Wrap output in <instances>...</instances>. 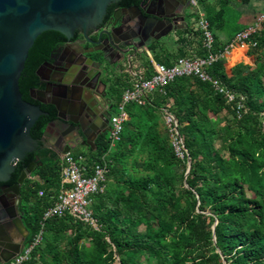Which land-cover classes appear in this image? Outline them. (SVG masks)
<instances>
[{
	"label": "trees",
	"instance_id": "1",
	"mask_svg": "<svg viewBox=\"0 0 264 264\" xmlns=\"http://www.w3.org/2000/svg\"><path fill=\"white\" fill-rule=\"evenodd\" d=\"M207 1L198 0V5ZM218 1L222 8L213 17L215 25L232 0ZM131 4L140 0L111 4L105 19L114 7ZM236 27L235 34L244 28ZM195 34L201 37L199 30ZM214 37V50H222L225 45ZM66 41L54 30L36 38L19 79L24 99L35 102L30 89L44 87L37 69L53 48ZM250 41L255 43V65L241 63L234 80L228 79L225 60L208 68L212 76L245 96L241 117L209 82L196 76L176 77L165 93L149 94L144 105L127 104L129 119L109 153L104 190L92 198L100 229L70 213L42 225L44 209L61 184L63 159L42 148L18 161L10 183L31 162L36 164L31 176L37 179L29 177L21 185L24 221L30 231L27 245L42 231L41 241L21 264H264V22ZM200 46L203 56L207 51L202 41ZM119 83L115 85L121 99L124 85ZM166 111L178 120L188 152L184 159L175 153L164 122ZM53 118L54 114L41 115L32 136L41 140ZM108 149V136H100L90 152L73 154L95 160ZM142 224L145 231L140 230Z\"/></svg>",
	"mask_w": 264,
	"mask_h": 264
},
{
	"label": "water",
	"instance_id": "2",
	"mask_svg": "<svg viewBox=\"0 0 264 264\" xmlns=\"http://www.w3.org/2000/svg\"><path fill=\"white\" fill-rule=\"evenodd\" d=\"M118 1L120 0H0V182H7L15 171L17 162L43 145V138L35 139L31 129L45 111L39 104L24 99L19 86L29 50L42 32L54 30L66 37V43L59 45L57 50L71 43L81 42L83 51L79 53L82 62L62 61L57 69L60 77L48 80L42 77L41 70L54 67L56 59L53 52L37 69L40 80L45 82L40 91L48 90L52 83L69 84V89H75L78 86L80 88L84 83L82 78L89 74L85 61L99 68V76L102 72L106 74L108 64L120 71L125 64L131 66L132 58L140 53L143 45L148 46L151 38L146 36L147 33L154 34L163 25H167L166 32L160 33H169L182 27L178 22L187 26V18L192 16L191 0H140L139 5L116 8L105 21L108 7ZM129 9L138 12L142 21L139 25H136L133 18L127 17ZM125 23L133 31L129 43L121 42L116 36L117 29ZM137 27H140L138 33ZM77 34L80 35L78 38ZM86 42L93 47H85ZM114 53L120 55V58L111 63V54ZM33 90L35 88L31 92ZM67 96L76 95L69 92ZM57 109L59 118L65 121L62 108L57 105ZM72 124L78 128L77 135L87 137L80 121L72 120ZM35 166V162H31L21 172L18 183L15 184L18 192ZM190 167L191 163L188 164L186 175ZM23 248L12 255L1 256L0 260L8 262Z\"/></svg>",
	"mask_w": 264,
	"mask_h": 264
},
{
	"label": "built area",
	"instance_id": "3",
	"mask_svg": "<svg viewBox=\"0 0 264 264\" xmlns=\"http://www.w3.org/2000/svg\"><path fill=\"white\" fill-rule=\"evenodd\" d=\"M191 3L193 6L198 7V0H191ZM263 22L264 13L259 16L255 25L238 32L234 37L233 44L251 43L255 46V43L250 41L251 35L262 27ZM196 25L201 33L203 48L207 52L203 56L179 57L170 65L153 62L154 72L149 77H146L141 70L134 72L131 84L124 89L121 101L117 105V110L110 117L109 149L105 154L98 159L92 160L83 153L77 155L73 154V152L64 153V157H61L64 162L61 184L56 194L51 196V204L44 209L42 225L47 219L70 213L76 219L84 221L94 229H100V225L91 208L92 198L104 190L108 172L109 153L115 149L120 141L124 125L129 119L126 111L128 103L135 102L144 105L149 94L156 91L165 93L166 85L176 77L196 76L203 81L209 82L216 92L225 97L227 104L231 105L237 116H242L245 109V96L231 89L222 79L212 76L208 71V68L213 63L220 59H226L233 44H228L222 50L215 51V37L209 20L203 14H200ZM164 122L168 128L176 155L184 159L188 152L185 147L184 137L179 130L177 118L166 111L164 113ZM30 177L37 179L36 176L30 175ZM39 195L43 196L44 191H39ZM41 234L42 231L34 237L29 245H26L22 251L8 262L0 260V264H21L28 260L33 248L41 241Z\"/></svg>",
	"mask_w": 264,
	"mask_h": 264
},
{
	"label": "flooded vegetation",
	"instance_id": "4",
	"mask_svg": "<svg viewBox=\"0 0 264 264\" xmlns=\"http://www.w3.org/2000/svg\"><path fill=\"white\" fill-rule=\"evenodd\" d=\"M134 5L136 4L118 5L113 10L119 7H131ZM127 13V17L129 19L130 17L133 18V21H136V25L141 23V18L135 9H129ZM166 29L167 25L160 26L158 33ZM132 34V29L126 23L116 31L117 38L123 43H129ZM155 35L156 33L152 34L150 32L146 34L149 38ZM79 36L77 34L76 38ZM85 44L88 46L89 43L86 42ZM57 47L52 49L49 57L46 59L48 60L51 54L55 52L53 55L56 59L54 67H45L41 70L42 77L48 80L60 77L57 69L62 65V61L81 60L82 62L79 53L83 51V48L80 43H71L58 50ZM119 58L120 55L111 54V63L117 61ZM85 65L89 69V74L82 78L84 83L80 85V88L78 86L75 89H69V84L52 83L46 91H40V89L35 88L31 92L32 88L30 89L29 96L35 101L33 103L46 106V109H42L45 111L43 116L54 114V118L46 126L43 145L31 153H38L42 148H50L61 158L66 152L65 150H69L68 152L80 150L90 152L91 149L95 148L96 141L100 136H109L111 129L110 117L114 112L115 101L120 93V87L114 85V90H112L109 82L112 79L111 73H118L117 69L108 64L106 74L102 72L99 76V68L97 66L88 63V61H85ZM42 82L45 85V82ZM69 92H74L76 96L68 97ZM65 95L66 97H64ZM57 105L62 108L61 113L66 118L65 121L59 118ZM72 120L81 122L87 135L86 138L77 135L78 128L72 124ZM10 180L11 178L7 182H0V258L1 256L12 255L22 247H25L30 236V231L24 221L21 188L18 192L15 187L18 180L13 183H10Z\"/></svg>",
	"mask_w": 264,
	"mask_h": 264
},
{
	"label": "crops",
	"instance_id": "5",
	"mask_svg": "<svg viewBox=\"0 0 264 264\" xmlns=\"http://www.w3.org/2000/svg\"><path fill=\"white\" fill-rule=\"evenodd\" d=\"M221 8L222 4L218 0H208L206 3L195 7V9L192 8L190 12L196 13L198 17L200 14H203L209 20L212 32L218 39L219 44L226 46L233 44L237 25L243 26V30L255 25L259 16L264 13V0H250L246 3L241 0H232L222 19L215 25L213 17ZM198 17L192 15L190 18H187V26L183 22H178L179 26L182 27L172 30L169 33L161 34L158 31L155 32L156 35L150 39L148 46L145 47L143 45L140 53L132 58L131 66L125 64L121 68L122 71L116 70L118 73H111L112 79L109 85L114 86L117 82L119 83V79L121 78L119 84L124 85V91L131 84L134 72L141 70L146 75L149 71L153 73V62L170 65L179 57L200 56L201 37L199 34H195V31L198 30L196 25ZM236 18L237 21L235 23ZM139 30L140 27H137V32ZM84 46L88 47L89 44L88 46L87 44ZM248 47L249 44L235 43L229 49V53L225 59V72L229 80H234L237 77L236 71L241 63L250 66L255 65L256 55L252 50L253 46L250 47L251 52L249 54L247 53ZM132 62L135 63V66L132 65ZM229 64L232 65L231 69H229ZM149 66L150 69H148ZM119 96L120 93L117 96L114 108L121 101ZM83 152L87 151L84 150Z\"/></svg>",
	"mask_w": 264,
	"mask_h": 264
},
{
	"label": "rangeland",
	"instance_id": "6",
	"mask_svg": "<svg viewBox=\"0 0 264 264\" xmlns=\"http://www.w3.org/2000/svg\"><path fill=\"white\" fill-rule=\"evenodd\" d=\"M192 8L195 9V6L192 5ZM189 18H190V17H189ZM247 44H249L250 47L253 46L251 43H247ZM253 47H254V46H253ZM252 50H253V49H252ZM132 65L135 66V63L132 62ZM115 109H117V105L115 106ZM115 111H116V110H115ZM216 145H217V146L219 145V141H218V140L216 141ZM86 153H87V152H86ZM146 229H147V226H146L145 224H142V225L140 226V230L145 231Z\"/></svg>",
	"mask_w": 264,
	"mask_h": 264
}]
</instances>
